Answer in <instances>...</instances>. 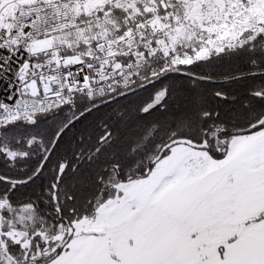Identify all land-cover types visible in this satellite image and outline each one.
<instances>
[{"label":"snow or ice","instance_id":"1","mask_svg":"<svg viewBox=\"0 0 264 264\" xmlns=\"http://www.w3.org/2000/svg\"><path fill=\"white\" fill-rule=\"evenodd\" d=\"M0 264H264V0H0Z\"/></svg>","mask_w":264,"mask_h":264}]
</instances>
